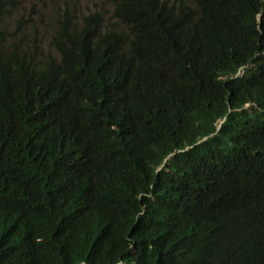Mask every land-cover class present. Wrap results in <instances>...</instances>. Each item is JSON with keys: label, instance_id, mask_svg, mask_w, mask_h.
<instances>
[{"label": "trees", "instance_id": "trees-1", "mask_svg": "<svg viewBox=\"0 0 264 264\" xmlns=\"http://www.w3.org/2000/svg\"><path fill=\"white\" fill-rule=\"evenodd\" d=\"M103 1L0 0V264H264V0Z\"/></svg>", "mask_w": 264, "mask_h": 264}, {"label": "rangeland", "instance_id": "rangeland-1", "mask_svg": "<svg viewBox=\"0 0 264 264\" xmlns=\"http://www.w3.org/2000/svg\"><path fill=\"white\" fill-rule=\"evenodd\" d=\"M23 3L18 7V15L24 14L25 21L34 23L38 28V39L43 44H47L50 39V33L53 32L50 23L54 24V17L57 12H61L65 1L74 2L72 8L76 14L89 13L92 11L110 10L105 7L100 0H18ZM18 5V3H17ZM18 17V16H17ZM30 25V24H29ZM26 25H24L25 27ZM14 29V23H13ZM46 47V45H45Z\"/></svg>", "mask_w": 264, "mask_h": 264}, {"label": "clouds", "instance_id": "clouds-1", "mask_svg": "<svg viewBox=\"0 0 264 264\" xmlns=\"http://www.w3.org/2000/svg\"><path fill=\"white\" fill-rule=\"evenodd\" d=\"M100 2H102L103 3V5H107V4H105V2L103 1V0H100ZM22 3H23V1H22ZM66 3H68V4H70V5H73L74 4V2H68V1H65V4ZM109 8H110V6L109 5H107ZM64 8H65V5H64V7H63V9L61 10V12H57L56 13V15L58 14V13H63V11H64ZM92 12H94V11H92ZM21 15V14H20ZM23 16H24V14H22ZM55 15V17H54V21L57 19V16ZM24 18H25V16H24ZM26 22V25L27 26H31V25H33V26H36V25H34V23H28L27 21H25ZM28 23V24H27ZM30 24V25H29ZM50 24H52V23H50ZM50 24H49V26H50ZM36 28H37V26H36ZM38 29V28H37ZM239 75L241 74V73H238ZM82 264H84V263H82ZM117 264H126L125 262H119V263H117Z\"/></svg>", "mask_w": 264, "mask_h": 264}]
</instances>
